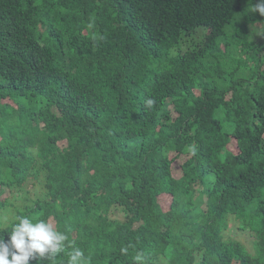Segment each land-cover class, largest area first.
<instances>
[{"label":"trees","instance_id":"16d2710c","mask_svg":"<svg viewBox=\"0 0 264 264\" xmlns=\"http://www.w3.org/2000/svg\"><path fill=\"white\" fill-rule=\"evenodd\" d=\"M252 1L0 0V237L27 215L68 235L37 264L73 247L88 264H264ZM28 180L43 194L9 202Z\"/></svg>","mask_w":264,"mask_h":264},{"label":"clouds","instance_id":"9594fccd","mask_svg":"<svg viewBox=\"0 0 264 264\" xmlns=\"http://www.w3.org/2000/svg\"><path fill=\"white\" fill-rule=\"evenodd\" d=\"M251 11L264 16V0H258ZM146 103L151 106L154 101L148 100ZM15 220L7 231L8 239L0 237V264H30L32 261L37 264L38 261L55 258L64 251L68 235L56 230L51 223L45 220L34 221L27 215H18ZM121 251L126 253L127 249ZM134 262L146 264L144 254L137 253ZM66 264L88 262L84 252L78 247H73Z\"/></svg>","mask_w":264,"mask_h":264},{"label":"rangeland","instance_id":"374dc122","mask_svg":"<svg viewBox=\"0 0 264 264\" xmlns=\"http://www.w3.org/2000/svg\"><path fill=\"white\" fill-rule=\"evenodd\" d=\"M252 2H254V0ZM259 26L261 28H264V24L259 25ZM205 34H206V31L200 30L195 33V36L197 38H201V37H204ZM254 37L258 41L262 42L264 40V33L261 35H256L254 33ZM174 173L176 176H178V169H174ZM32 185H33V182L28 180L22 187H16V188L12 187L11 199H9L8 201L11 203H14V205L18 207H22L25 204H30V200H34L37 195L41 196L43 194V187L40 181L36 182V186H32ZM11 215H12V212L6 213L3 217L2 224H5L7 219H9ZM223 234L226 238H231V239L239 241L247 249L249 250L252 249V242L254 240L253 235L250 232H243V231L238 230L236 226L234 225L233 221H229V228ZM161 264H163V261H161Z\"/></svg>","mask_w":264,"mask_h":264}]
</instances>
